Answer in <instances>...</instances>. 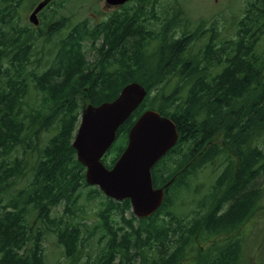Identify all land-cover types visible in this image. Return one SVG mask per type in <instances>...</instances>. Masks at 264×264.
Instances as JSON below:
<instances>
[{"label":"trees","instance_id":"obj_1","mask_svg":"<svg viewBox=\"0 0 264 264\" xmlns=\"http://www.w3.org/2000/svg\"><path fill=\"white\" fill-rule=\"evenodd\" d=\"M23 1L0 0L7 29L0 30V264H49V236L67 264H180L193 257L194 264H238L245 253L240 239L203 245L233 232L264 191V0L247 3L233 35L220 33L219 44L190 46L204 34L200 23L185 40L152 51L148 45L157 35L145 18H157L154 30L180 21L154 15L159 0H136L151 9L125 6L94 27L51 13L47 31L18 27L14 16ZM98 39L103 42L91 63L84 43L95 49ZM132 81L147 94L117 129L103 165L115 162L145 110L169 117L178 132L151 169L154 188L172 182L159 209L144 219L132 216L128 200L89 188L71 146L81 109L113 100ZM214 138L224 150L209 142ZM216 157L223 167L211 189L189 210L184 201L178 209L187 177ZM95 197L105 201L91 225L77 215L81 201ZM56 207L62 213L52 216Z\"/></svg>","mask_w":264,"mask_h":264},{"label":"water","instance_id":"obj_2","mask_svg":"<svg viewBox=\"0 0 264 264\" xmlns=\"http://www.w3.org/2000/svg\"><path fill=\"white\" fill-rule=\"evenodd\" d=\"M50 0L40 2L29 19L36 23L35 14ZM129 0H105L119 6ZM145 89L136 82L125 85L118 96L99 106H86L80 115L72 147L76 159L85 167V180L108 198L128 199L137 218L152 215L163 201L162 188H153L150 170L174 145L177 132L173 122L157 112L147 110L134 122L127 135L123 152L110 169L101 158L115 140L116 130L142 102Z\"/></svg>","mask_w":264,"mask_h":264},{"label":"rangeland","instance_id":"obj_3","mask_svg":"<svg viewBox=\"0 0 264 264\" xmlns=\"http://www.w3.org/2000/svg\"><path fill=\"white\" fill-rule=\"evenodd\" d=\"M33 1V0H31ZM38 0L33 1L30 5L25 4L21 6L16 12V17L18 20V24L21 27H25L28 24L27 15L30 10L26 14H24L25 9L28 7H32ZM170 0H159L160 4L154 5L155 14L163 19L164 17L172 19L175 16L178 8L182 10V15L185 16L182 18L183 20L187 19L192 26H196L200 21H206L205 26L207 28L214 27L217 35L221 33L222 38H226V36L233 35L236 22L243 15L244 8L247 3L253 2L255 0H173V4L171 6L166 5L164 8H161V4H167ZM29 5V6H28ZM142 7L141 9L150 10L151 7H148L146 4H139L138 1H132L128 3L125 7ZM123 8L117 7H108L104 0H55V3L49 6L44 12L49 15L52 11L57 12L58 17H62L63 21L67 24H76L81 21H88L89 27H94L95 24H99L107 20L110 15L119 13ZM165 12H167L166 15ZM24 14V15H22ZM66 19V20H64ZM151 21L152 24H155V16L152 19H147ZM181 22V23H182ZM173 24L170 23L167 27L166 33L169 34L173 29ZM4 24L0 23V30L2 31ZM5 28V27H4ZM158 33H163L160 26L158 28ZM176 31L182 33L189 32V28L186 25H182L179 28H176ZM206 37H204L205 39ZM218 39V37H214ZM264 36L262 37V46L264 48ZM204 39L202 43H199L198 46L204 44ZM90 43L86 42L85 46H88ZM86 56L88 57L91 63H94V60L97 56V53L93 50H89L86 48L85 50ZM152 81V80H151ZM213 143L217 149L222 148L224 145L223 141L220 138H214L210 141ZM211 144H209L206 148L209 149ZM225 147L222 149L224 150ZM224 153H220L219 156L223 157ZM113 154H109L106 160L109 163L113 158ZM223 166L222 158L216 157L214 162L210 165V167H206L200 172L196 173L194 177H187L189 186L187 188H183L179 191L178 195V209H181L180 203L186 199L190 198V196L194 195L196 199L201 197L204 193L208 192L211 188L212 183L217 177V173L220 171V168ZM262 177L264 176V172L261 173ZM262 178L259 180L260 183ZM262 185V184H260ZM194 186H198L197 190H194ZM88 188L83 190V193H87ZM105 201L104 198L95 197L93 201L82 200L81 205L79 206V217L81 220L86 221L88 223L96 224L97 223V211L101 207V204ZM194 200L192 204H189V208H192ZM62 213V207H56L53 210L52 216H59ZM80 220V218H79ZM226 238H234L240 239L241 248H246V252L242 253L241 261H238V264H264V191L261 194L260 201L257 203L253 211L250 215L244 219V221L230 234H225L222 237L215 238L216 240ZM98 239V234L96 237L89 241L90 244L96 245ZM209 242L207 243V245ZM46 249V258L48 259L49 264H67L65 259L61 254V249L55 246V240L51 236L47 237L44 242ZM60 249V250H59ZM181 264H192L190 259L188 261H184Z\"/></svg>","mask_w":264,"mask_h":264},{"label":"flooded vegetation","instance_id":"obj_4","mask_svg":"<svg viewBox=\"0 0 264 264\" xmlns=\"http://www.w3.org/2000/svg\"><path fill=\"white\" fill-rule=\"evenodd\" d=\"M41 15H42V12H39L38 14H37V19H38V22L40 23V21H41ZM20 28H21V26H19ZM28 28H30V27H28ZM48 30V26L46 27V31ZM178 36H180V32L178 31L173 37H175V40L176 41H180L181 39L180 38H178ZM183 45H181V47H182ZM177 48V46H174V49H176ZM184 48V47H183ZM183 48H181V49H183ZM186 64H188L189 62H185Z\"/></svg>","mask_w":264,"mask_h":264}]
</instances>
